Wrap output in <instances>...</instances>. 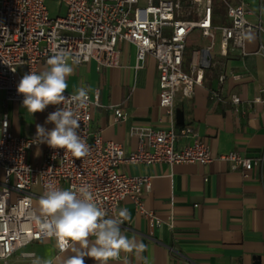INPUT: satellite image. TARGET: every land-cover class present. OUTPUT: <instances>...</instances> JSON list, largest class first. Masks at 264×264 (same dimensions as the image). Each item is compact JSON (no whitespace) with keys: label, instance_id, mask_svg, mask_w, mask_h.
Masks as SVG:
<instances>
[{"label":"built area","instance_id":"obj_1","mask_svg":"<svg viewBox=\"0 0 264 264\" xmlns=\"http://www.w3.org/2000/svg\"><path fill=\"white\" fill-rule=\"evenodd\" d=\"M46 1L0 0V93H3L0 97V264H24L21 261L31 264L36 254L22 249L46 238L56 239L59 252L72 245L73 240L67 239L69 247L61 251L59 241L65 238L44 232L39 226L44 216L36 212L33 203L50 187L90 185L94 202L108 217L117 216L123 200L130 197L153 229L162 220L143 201L149 177L129 174L121 167L128 163L208 164L216 158L210 144L198 137L192 126L179 132L173 123L165 129L134 127L132 132L139 138L136 150H127L121 142L105 139L91 124L93 107L101 105L99 88L92 93L88 91V102L82 108L73 106L79 116L77 131L90 146L87 156L76 158L64 149L37 145L35 134H15L8 114L2 110L7 100L23 102L17 85L24 74L39 72L40 66L47 64L60 48L78 59L75 64L95 61L99 69L122 67L121 43L126 42L136 47V70L145 68L149 55L155 58L159 103L169 115H174L178 95L192 97L204 79L203 61L194 62L190 71L184 69L188 38L194 30L199 29L207 37H214L219 30L225 55L230 45L247 54L246 34L256 29L264 53V25L261 20L256 25L249 22L251 10L245 3H228L229 24L220 25L215 20L213 0H60L66 13L55 18L51 17ZM225 78L221 74L220 82ZM72 94L65 92V96ZM209 96L216 101L223 98L219 89H210ZM230 99L234 112H246V103L239 94L232 93ZM247 104L264 106V89ZM59 107L62 105H49L44 112L49 115ZM110 107L114 121L127 118L122 106ZM180 135L191 139L179 145ZM41 145L43 158L35 162L30 153ZM217 158L228 161L232 170H240L245 177H250L255 169L262 177L264 149L254 156L230 151Z\"/></svg>","mask_w":264,"mask_h":264},{"label":"crops","instance_id":"obj_2","mask_svg":"<svg viewBox=\"0 0 264 264\" xmlns=\"http://www.w3.org/2000/svg\"><path fill=\"white\" fill-rule=\"evenodd\" d=\"M224 1L245 3L251 10L249 22L256 25L261 20L264 25V0ZM214 14L219 23L215 7ZM196 30L201 36L198 41L204 40L197 43L193 60L184 69L190 71L194 62L203 61L206 64L203 83L196 86L190 98L178 95L174 115L160 106L155 58L149 55L145 68L136 70V47L129 43H121L122 67L99 69L95 61L72 64L73 73L67 77L66 92L75 93L80 87H86L91 93L100 89L101 105L93 107L91 124L105 139L121 142L127 150H136L139 138L132 132L134 127L165 129L173 123L178 132L192 126L216 156L208 164L128 163L121 167L129 174L149 177L143 201L148 210L161 218L162 224L151 229L149 219L138 210L134 200L124 199L122 207L128 209L131 218L121 225L122 233L146 247L141 252H122L120 260L109 264H264V171L262 177L258 169L245 177L240 170H232L228 161L217 158L230 151L254 156L264 149V106L247 104L264 89L260 35L256 29L247 32V54L230 45L224 55L219 30L214 37ZM187 52L186 49L185 61ZM47 67L48 64L41 65L40 71ZM221 74L226 75L223 83L219 80ZM210 89H219L222 100L211 99ZM232 93L239 94L246 103L244 114L234 112ZM114 104L124 108L125 120L114 121L110 107ZM178 109L184 113L182 123L177 122ZM2 110L8 114L10 127L17 135H36L37 124L48 130L54 127V124H45L48 115L44 111L31 115L23 102L7 100ZM190 139L180 135L179 145ZM38 148L30 153L35 162L41 161L44 154V146ZM94 240L95 237H89L88 246ZM27 247L25 251H33L35 258L51 260L53 264H64L69 256L88 250L83 243L73 240L70 248L59 252L54 237ZM21 262L27 264V261ZM85 264L98 262L85 257Z\"/></svg>","mask_w":264,"mask_h":264},{"label":"clouds","instance_id":"obj_3","mask_svg":"<svg viewBox=\"0 0 264 264\" xmlns=\"http://www.w3.org/2000/svg\"><path fill=\"white\" fill-rule=\"evenodd\" d=\"M77 62L78 59L68 50L60 48L48 59L45 70L23 75L17 92L23 95V107L31 115L43 112L49 105H62L46 118L45 124H54L51 130L36 125L34 143L64 149L74 157L81 158L89 154L90 146L77 131L80 123L75 108H82L88 102V89L80 87L71 96H65L67 77L73 73L72 64ZM90 189L91 186L87 184L73 185L68 189L50 187L40 197V211L44 219L39 226L44 232L51 231L57 237L65 238L59 241L60 250L69 247L67 239L79 241L88 247L86 252L78 251L69 256L64 264H85V257L98 264H109V261L120 260L122 252L143 251L146 246L142 242L129 239L122 233L121 225L131 218L128 209L122 208L117 216L108 217L106 211L94 202ZM89 237H95L91 246H88ZM26 255L31 257L33 254ZM33 264L53 262L35 258Z\"/></svg>","mask_w":264,"mask_h":264},{"label":"rangeland","instance_id":"obj_4","mask_svg":"<svg viewBox=\"0 0 264 264\" xmlns=\"http://www.w3.org/2000/svg\"><path fill=\"white\" fill-rule=\"evenodd\" d=\"M214 2V7L217 8V13H218V22L217 24L221 25H227L229 24V18L227 16V4L224 0H213ZM50 15L52 18H55L58 15H64L66 13V7L60 0H47L46 1ZM201 36L195 30L194 35L191 36V38L188 41V52H187V61L184 63V67L186 68L189 63L193 60V52L195 48L197 47V43L202 42L204 39H201L200 41L199 38ZM200 46V45H199ZM201 47V46H200ZM38 199H35L33 206L34 209L36 210L37 213H40V206L37 203ZM28 247L23 248L22 250H27ZM21 250L19 251V253Z\"/></svg>","mask_w":264,"mask_h":264},{"label":"water","instance_id":"obj_5","mask_svg":"<svg viewBox=\"0 0 264 264\" xmlns=\"http://www.w3.org/2000/svg\"><path fill=\"white\" fill-rule=\"evenodd\" d=\"M183 121H184V113L181 109H178L177 110V122L182 123Z\"/></svg>","mask_w":264,"mask_h":264},{"label":"trees","instance_id":"obj_6","mask_svg":"<svg viewBox=\"0 0 264 264\" xmlns=\"http://www.w3.org/2000/svg\"><path fill=\"white\" fill-rule=\"evenodd\" d=\"M216 11V10H215Z\"/></svg>","mask_w":264,"mask_h":264}]
</instances>
